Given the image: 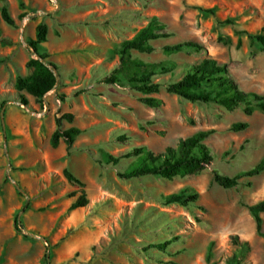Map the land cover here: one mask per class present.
Listing matches in <instances>:
<instances>
[{
    "label": "rangeland",
    "instance_id": "374dc122",
    "mask_svg": "<svg viewBox=\"0 0 264 264\" xmlns=\"http://www.w3.org/2000/svg\"><path fill=\"white\" fill-rule=\"evenodd\" d=\"M2 8L13 26L3 21ZM199 8L214 9V15ZM153 18L169 37L152 41L151 53L132 52L142 67L125 74L169 67L151 78L158 93L137 92L121 74L119 82H105L114 72L119 77L121 44ZM40 24L47 35L38 50L56 65L58 82L38 102L17 92L15 82L32 72L26 64L37 56L27 43ZM263 27L264 0H0V264H232L234 238L249 247L239 264H264V240L247 209L264 200V171L232 189L217 186L212 175L234 177L261 160L264 112L246 116L243 106L227 111L166 91L192 65L211 58L227 66L240 90L264 97V49L238 35ZM186 41L201 49L162 50ZM144 97L161 105L146 106ZM64 114L73 120H62L61 131L80 134L69 149L63 140L53 148L56 118ZM234 123L247 128L233 132ZM201 131H212L205 144L213 161L200 173L120 178L137 160L126 156L133 149L161 153ZM65 169L83 184L86 207L69 210L80 188L65 179ZM180 191L197 193V201L163 204ZM261 218L264 231V213Z\"/></svg>",
    "mask_w": 264,
    "mask_h": 264
},
{
    "label": "trees",
    "instance_id": "16d2710c",
    "mask_svg": "<svg viewBox=\"0 0 264 264\" xmlns=\"http://www.w3.org/2000/svg\"><path fill=\"white\" fill-rule=\"evenodd\" d=\"M205 15H214V9H198ZM1 15L3 21L13 26L14 21L9 16L7 9L2 8ZM231 23L226 20L223 24ZM246 35L251 41L258 43L264 49V27L255 34L247 32H239L238 35ZM47 27L40 24L36 27L35 40L28 41L27 45L32 51V55H36L38 59H30L26 67L32 72L26 77H18L15 82V89L17 92H25L41 102L44 96L55 89L58 82L57 67L50 61H47L49 55L47 53H40L38 47L41 43L46 41ZM169 37L165 31V26L160 24L156 18H153L146 27L139 30L131 39L124 41L119 50L120 68L114 72L112 76L105 79L107 83L119 82L120 74L132 89L143 95L155 94L159 91V85L153 83L151 78L156 72L168 73L171 69L168 67H151V69L143 68L140 72H134L131 75L125 74L127 68L131 66L142 67L131 60L132 52L151 53L154 49L151 42ZM240 40H238V45ZM201 46L192 41H186L174 45H166L162 50L166 53H177L184 50H200ZM166 91L174 94L179 98L190 103L197 104H214L227 111H231L237 107L243 106V112L246 116H250L254 110L264 112V97L256 93H246L239 89L235 81L228 72V68L224 64H219L211 58H204L196 64L192 65L188 71L177 81L167 85ZM140 101L149 107H159L161 101L152 98L144 97ZM20 103L24 106L28 105V100L24 95H20ZM62 120L71 122L73 115L64 114L56 118V130L51 136V146L56 148L60 140L66 144L67 149L73 144L74 138L80 134V130L70 128L61 131ZM247 128L246 123H234L230 130L233 132H241ZM212 134V131H201L193 134L185 139H180L174 147H167L161 153H153L146 150L144 147L135 148L126 156L137 157L136 162L130 168L120 175V178L139 179L145 176H154L166 180H171L175 177H182L186 175H194L200 173L213 161V156L210 149L205 144V140ZM110 159L117 162L116 159ZM264 171V155L261 160L250 170L238 174L234 177L221 175L213 171L214 183L222 189H232L237 187L242 178H251L259 175ZM65 179L80 188L79 196L71 203L69 210L86 207L88 200L83 190V184L67 169L63 171ZM249 187L250 183L244 184ZM19 190V186L16 185ZM72 193L71 196H74ZM198 194L195 192L180 191L179 193L168 195L163 198L164 205H180L183 207L193 204L197 201ZM27 204L21 211L27 209ZM250 216L255 224V233L264 240V231L262 230L261 214L264 213V200L257 202L254 205L247 207ZM19 215L14 217V229L20 233ZM172 241H167L157 247L163 249ZM233 242L238 246L236 259L232 264H239L241 258L248 252V244L246 242L239 243L236 238Z\"/></svg>",
    "mask_w": 264,
    "mask_h": 264
},
{
    "label": "water",
    "instance_id": "95a60500",
    "mask_svg": "<svg viewBox=\"0 0 264 264\" xmlns=\"http://www.w3.org/2000/svg\"><path fill=\"white\" fill-rule=\"evenodd\" d=\"M36 59H38V57H36Z\"/></svg>",
    "mask_w": 264,
    "mask_h": 264
}]
</instances>
